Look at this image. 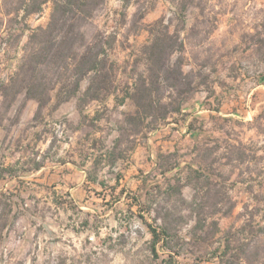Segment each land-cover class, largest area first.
<instances>
[{"label":"rangeland","instance_id":"obj_1","mask_svg":"<svg viewBox=\"0 0 264 264\" xmlns=\"http://www.w3.org/2000/svg\"><path fill=\"white\" fill-rule=\"evenodd\" d=\"M51 9L48 1L41 12L22 18V12L7 14L0 0L1 77L15 70L29 34L48 22ZM180 9L187 15L186 30L181 29ZM162 24L188 35L185 69L193 71L197 81L207 77L188 110L197 118L200 134L188 135L178 116L146 143L138 138L142 143L114 172L101 169L107 187L86 183L90 162L83 166V161L92 139L116 134L115 121L130 105L115 107L113 96L106 104L94 101L85 107L83 120L76 98L55 109L52 101L35 118L25 95L9 108L0 97V161L15 166L22 158L29 160L24 162L28 168L38 161L44 164L20 179L0 180L3 188L14 189L10 192L19 187L24 199L15 223L0 238V264H157L148 257L150 232L133 195L162 177L155 168L159 150L178 151L184 165L201 148L212 152L215 176L224 191L219 207L225 211L231 199L234 208L228 215L209 218V230L214 229L212 219L217 221L215 236L187 245L188 252L172 264H218L212 256L223 235L232 237L233 245L248 243L245 264H264V0H132L127 7L123 0H108L86 32L114 37L108 53L119 83H124L132 81L135 66L144 67L142 47L150 42L151 29ZM97 113L102 117L94 122ZM116 172L122 175L119 183ZM183 191L189 201L193 190L186 185Z\"/></svg>","mask_w":264,"mask_h":264},{"label":"trees","instance_id":"obj_2","mask_svg":"<svg viewBox=\"0 0 264 264\" xmlns=\"http://www.w3.org/2000/svg\"><path fill=\"white\" fill-rule=\"evenodd\" d=\"M48 1L52 2L48 22L31 31L18 57L17 68L8 77L0 76V95L6 108L11 107L22 93L26 100L38 101L35 118H39L43 108L52 101L55 109L76 98L83 120L87 118L83 113L87 105L94 101L106 104L111 95L115 97V107L130 105L115 121L116 134L110 138L92 139L91 152L83 161V166L90 162L87 181L103 188L108 186V179L100 178L102 168L108 167V172H114L119 161L126 159L137 144L142 143L138 138H144L146 143L151 132L177 121L178 116L186 126V133L198 137L197 118L190 117L186 108L201 89L202 82L207 83V77L197 81L195 73L185 69L188 35L182 36L179 29L170 31L168 24L151 29V40L142 47L144 67L139 70L135 66L132 81L119 83L116 63L108 53L114 37L99 31L88 36L86 32L90 19L108 0H16V5L12 0H4V5L7 14L22 12V18H27L41 12ZM123 2L127 7L132 0ZM180 11L183 12L178 13L181 29L186 30L187 15L183 9ZM144 14L142 12L141 16ZM190 28L193 30L194 25ZM259 115L256 114L255 118ZM101 117L97 113L92 120L95 122ZM211 153L208 148L198 149L182 165L178 151L159 150L155 168L162 177L145 184L139 193L133 195V203L139 205L138 214L150 232L148 257L157 264H172L177 256L188 252L186 246L194 241H210L219 227L212 219L214 229L209 230L208 219L219 213L228 215L234 208L231 199L225 211L219 207L225 199L224 191L215 176ZM40 165L38 161L36 167ZM15 172L14 166L4 167L0 163V179L13 178ZM121 176L116 172L117 183ZM186 185L194 192L189 201L183 191ZM14 192L10 189L0 191V238L5 229L15 223L18 210L24 205L20 191ZM184 208L189 212L185 213ZM190 220L193 222L188 225ZM89 223L88 218L85 224ZM185 226H190L186 233L183 232ZM232 242L228 235L219 239L212 256L218 258V264H245L249 261L248 243L233 245ZM161 250L167 256L163 257Z\"/></svg>","mask_w":264,"mask_h":264},{"label":"crops","instance_id":"obj_3","mask_svg":"<svg viewBox=\"0 0 264 264\" xmlns=\"http://www.w3.org/2000/svg\"><path fill=\"white\" fill-rule=\"evenodd\" d=\"M17 65H18V62L16 63V66H15V69L17 68ZM23 95H25L24 93H22L20 96H23ZM111 96H113V95H111ZM0 97H1V95H0ZM114 97V96H113ZM2 98V97H1ZM17 100H18V98H17ZM26 105H27V107H28V109H29V112L31 113V115H32V117L36 114L35 113V111L38 109V106H39V103H38V101L36 100V99H33V98H31V99H27V103H26ZM199 104H197V106H198ZM187 110H189V106H188V108H186ZM37 112V111H36ZM195 115H194V113H192L191 114V116L190 117H194ZM35 117V116H34ZM170 124H172V123H170ZM170 124H167L166 126H169ZM184 125V124H183ZM156 131H158V129L156 130ZM156 131H154V132H156ZM184 131L186 132V126H185V129H184ZM154 132H151L150 133V135H152ZM150 135H149V137H150ZM29 161V160H28ZM28 161H24L22 158H19L18 159V161L16 162L17 164L14 166V165H10V166H14L15 167V176L13 177V178H10L9 177V179L11 180V179H20L26 172H29V171H31V170H34V169H38V170H40L42 167H43V165L44 164H41L40 166H39V168H37L36 167V165H35V167H32V168H28V167H26V165H24V162H28ZM0 163H2V165L4 166V167H8V163H6V161H4V160H1L0 161ZM76 166H78V167H83V166H79V165H77L76 164ZM0 180H3V179H0ZM4 180H6V179H4ZM89 181H87L86 180V183H88ZM16 189V191H19V187H15ZM7 189H10V190H14V189H12V188H3V184L2 183H0V191L1 190H7ZM15 191V192H16Z\"/></svg>","mask_w":264,"mask_h":264}]
</instances>
